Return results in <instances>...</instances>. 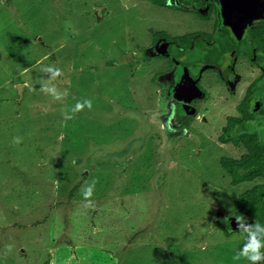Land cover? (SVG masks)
Here are the masks:
<instances>
[{
    "label": "rangeland",
    "instance_id": "obj_1",
    "mask_svg": "<svg viewBox=\"0 0 264 264\" xmlns=\"http://www.w3.org/2000/svg\"><path fill=\"white\" fill-rule=\"evenodd\" d=\"M153 3L0 0V264H251L233 259L250 240L235 213L262 181L231 185L220 161L244 150L219 137L261 71L238 56L231 84L198 63L212 47L189 51L199 112L168 126L183 70L151 32L220 25L213 4L187 16Z\"/></svg>",
    "mask_w": 264,
    "mask_h": 264
},
{
    "label": "trees",
    "instance_id": "obj_2",
    "mask_svg": "<svg viewBox=\"0 0 264 264\" xmlns=\"http://www.w3.org/2000/svg\"><path fill=\"white\" fill-rule=\"evenodd\" d=\"M167 1L153 0V4L165 7ZM184 1L180 0L182 5L189 6V3H184ZM151 33L154 43L161 38H165L171 42L170 47L181 46L183 52H177L174 48L169 50L174 54V57L188 53L189 51L185 49L190 45H192L193 51L203 50L206 48L203 40L210 42L213 40L212 36L208 35L199 38L197 34H189L172 38L165 32ZM239 52L240 57L259 69L261 74L248 87L245 97L237 105L238 115L229 116L226 119V125L219 137L222 144H232L236 148L243 149L244 153L240 158L223 157L220 164L222 169L230 176L232 186L262 181L256 183L251 189L238 197L235 213V217H244L241 222H249L251 226L250 237L251 233L255 232L256 238L259 240L264 239V22L255 24L247 31ZM211 55V53L208 55L205 53L198 63L201 66L212 65L210 64L213 61ZM166 62L171 68L173 67L169 59H166ZM217 65L220 66L221 64ZM171 71L167 69L166 73ZM188 73L187 71L186 74ZM189 75L191 76L190 73ZM193 78L197 79V76L194 75ZM183 82L184 78L180 81L181 86H183ZM178 120V116L174 117L170 126L176 127V121ZM189 124L190 122H187L186 126L188 127Z\"/></svg>",
    "mask_w": 264,
    "mask_h": 264
},
{
    "label": "flooded vegetation",
    "instance_id": "obj_3",
    "mask_svg": "<svg viewBox=\"0 0 264 264\" xmlns=\"http://www.w3.org/2000/svg\"><path fill=\"white\" fill-rule=\"evenodd\" d=\"M170 1H174L175 6L174 4H168V2H166V5L165 7H161V8H165L167 10H172L174 12H178V13H182V14H187V16H190V14L196 16L198 11L199 10H204L206 9L207 7H209L211 4H213V7H214V13L216 14L217 18L219 19V25H221V21H220V16H219V6L222 4V3H228V2H231L232 0H208L207 1V4L203 7V9H198L196 8L194 5H193V1L194 0H185L184 3H189V6H185V5H182V3L180 2V0H170ZM264 1V0H263ZM264 22V21H262ZM258 24V23H257ZM255 25V24H254ZM252 25V26H254ZM251 26V27H252ZM249 27L244 36H243V39L242 41L240 42L239 44V48L237 50V53H236V56H235V59L233 61V65L235 64L236 60H237V57L240 56V47H241V43L243 42L244 38H245V35L247 33V31L251 28ZM219 31V26H218V30L215 32L214 36H212L213 40L210 42L211 44L210 45H207L206 44V50L209 49L210 47L213 48V52H206V54L208 55L209 53H211V57H212V62L210 64L212 65H209V66H215L216 68H219L220 71V77H222V79H224L225 81H227L228 83L231 82L232 84V78L231 75H232V72H233V65L231 66L229 72H228V80H226L222 74V71L225 69V67L228 65V62H229V58L228 56H225L223 55L214 45V38L216 36V34L218 33ZM168 36L172 37V38H175V37H183L184 35L182 36H171L169 33L165 32ZM194 34V33H193ZM199 37V36H197ZM165 40V44H163V50L165 53H163L165 56H169L171 59L170 61L173 63V60L175 62H177V64H179L180 66V69L183 70V72H181V77H179V80L178 82L180 83V81L182 80V78H184V82H183V91H184V96L183 94L181 95V99H177V98H174L172 101H171V114L169 115V118L168 116L165 118V121L167 122L168 121V126H170V123L173 121L174 117L178 116L179 117V120L176 121V128L178 129H184V130H188V128L190 127V124H191V121L193 118H195L199 112V109H198V106L194 103V98L190 93H189V90L185 88V83L187 82V79L188 78H191L195 81V87H197L198 91L200 92L201 90V86L199 84H197V79H194L193 76L196 74H194L192 71V69L194 68V64L192 66V63H190L186 58L185 60H183V58L187 55V53H185L184 55H178L179 57H174V54L171 53V51H169L170 49H176L177 52H183L182 51V48L180 45H176L174 47H170L171 46V42H169L167 39L165 38H161L159 39L158 41L160 40ZM157 41V42H158ZM164 43V42H163ZM185 49V48H184ZM216 49V50H215ZM185 50L187 51H193L192 50V45H190V47L186 48ZM205 50V51H206ZM220 54L222 56L225 57V61H222L221 59H218L217 57H215L214 54ZM215 58V59H214ZM169 59V58H167ZM173 59V60H172ZM200 64V63H199ZM217 64H221L220 66H218ZM187 66V67H186ZM201 67H208V66H201ZM188 68V69H187ZM189 72L191 74V76L188 74H186V72ZM189 75V76H188ZM187 122H190V124L188 125V127L186 126V123ZM167 126V127H168ZM241 223V222H240Z\"/></svg>",
    "mask_w": 264,
    "mask_h": 264
},
{
    "label": "water",
    "instance_id": "obj_4",
    "mask_svg": "<svg viewBox=\"0 0 264 264\" xmlns=\"http://www.w3.org/2000/svg\"><path fill=\"white\" fill-rule=\"evenodd\" d=\"M207 1L194 0L193 5L198 9H203ZM219 16L221 25L214 38V45L223 55L230 57L228 65L222 71L224 78L228 80V72L233 65L239 44L246 30L252 25L264 21V1L232 0L228 3H222L219 6ZM185 88L193 97L199 95L193 79H187ZM249 227H251L250 224Z\"/></svg>",
    "mask_w": 264,
    "mask_h": 264
},
{
    "label": "clouds",
    "instance_id": "obj_5",
    "mask_svg": "<svg viewBox=\"0 0 264 264\" xmlns=\"http://www.w3.org/2000/svg\"><path fill=\"white\" fill-rule=\"evenodd\" d=\"M60 75H62V71L60 69H56L52 79L55 80ZM41 90L47 94H51L55 99H60L62 97V95H64L63 93L58 92V90L56 89V87L54 85H52L49 88H44ZM85 106H87L89 109H91L92 102L90 99H86L84 103L77 102L76 105L74 106V108L71 109V112H73V113L79 112V111L83 110V108ZM65 118L71 119L72 116L69 115V116H66ZM14 142L20 143V138L19 137L14 138ZM73 163H75L74 160H73ZM95 184H96V181H92L91 186L88 188L87 191H84L83 189H81L82 195L84 196V199L87 202V206H89V207L92 206L90 198L93 194ZM235 219L239 223V222L244 220V217L243 216H236ZM246 239H247V236H246ZM8 247H9V249L11 248V246H8ZM262 249H264V239L258 240L256 238V233L252 232L250 240H248V242L243 245V249L239 255L233 256V259L243 258V259H246L247 261L251 262V264H260L261 261H264V251H262Z\"/></svg>",
    "mask_w": 264,
    "mask_h": 264
}]
</instances>
